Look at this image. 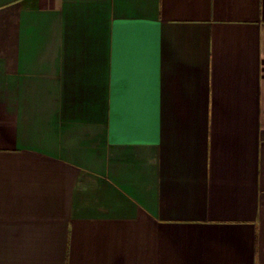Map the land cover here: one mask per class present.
Masks as SVG:
<instances>
[{
  "label": "crops",
  "instance_id": "1",
  "mask_svg": "<svg viewBox=\"0 0 264 264\" xmlns=\"http://www.w3.org/2000/svg\"><path fill=\"white\" fill-rule=\"evenodd\" d=\"M0 264H264V0H0Z\"/></svg>",
  "mask_w": 264,
  "mask_h": 264
}]
</instances>
